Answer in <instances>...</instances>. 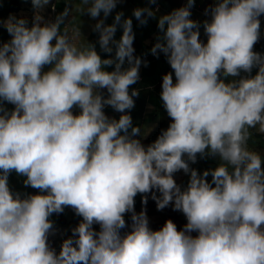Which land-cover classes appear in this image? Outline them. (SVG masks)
<instances>
[{
    "label": "clouds",
    "instance_id": "obj_1",
    "mask_svg": "<svg viewBox=\"0 0 264 264\" xmlns=\"http://www.w3.org/2000/svg\"><path fill=\"white\" fill-rule=\"evenodd\" d=\"M25 2L31 21L0 19L10 37L0 41V264H264V156L249 146L250 129L264 134V52L254 50L264 0H213L202 22L190 18L195 0L160 16L132 10L140 26L157 21L150 54L172 70L160 92L170 123L147 145L130 111L148 62L134 55L133 19L117 11L125 0L74 6L94 21L95 42L61 30L74 8L46 19L52 0ZM198 157L218 163L201 172L190 166ZM12 172L38 194L13 193ZM149 194L157 210L183 213L182 230L150 228ZM66 207L81 220L57 252L50 217Z\"/></svg>",
    "mask_w": 264,
    "mask_h": 264
},
{
    "label": "crops",
    "instance_id": "obj_2",
    "mask_svg": "<svg viewBox=\"0 0 264 264\" xmlns=\"http://www.w3.org/2000/svg\"><path fill=\"white\" fill-rule=\"evenodd\" d=\"M22 1V0H19ZM30 2V0H28ZM10 2L17 3V0H0V19H7L10 14L17 17H26L29 21L32 18V6L30 3H21L22 6H14ZM79 0H52V4L55 5V11L50 10V6L45 10L46 19H54L55 16L61 13L65 7L73 9ZM186 0H157L155 5H150L147 0H125L123 4L117 6V11H123L125 17H131L133 19V31L135 33L134 45L135 53L134 55L141 56L143 53H147L148 65L147 67L141 65L140 68V80L131 86V88L139 89V96L134 98L135 107L130 111L132 116L133 126L140 127L142 143L145 145L153 142L157 136L160 134L162 129H166L170 123V118L162 105V100L160 98L162 77L164 74L172 71L168 63L166 62L163 54H160L159 58H156L150 54V49L155 43V36L158 33L157 21L154 19H149L146 26H140L138 22L132 17V10L137 7H152L159 8L157 16L170 13L173 9L184 6ZM213 4V0H195L194 7L191 9V19L198 22H202L208 19L205 15V9L209 8ZM114 15V14H113ZM112 17L110 16L106 23H111ZM94 23L91 21L87 15H80L75 8L70 11L69 16L66 18L65 24L61 25V30L67 27L69 34L72 35V29L74 27H79L82 33L80 40H87L89 42H95L97 40V34L91 31L90 25ZM261 32L262 37L260 41L254 46V50L257 52H264V16L261 17ZM122 34L121 30L118 29L116 33V38L119 39ZM10 39L8 33L3 28H0V41L6 42ZM201 39L206 40L203 35V29L201 28ZM98 53L102 58H109V54L103 53L99 49V45H96ZM114 55V53L112 54ZM126 66V65H125ZM111 70V69H108ZM254 74V73H253ZM130 88V91H131ZM8 108H12V105H7ZM106 114L110 117H119V113L113 112L112 109L106 108ZM255 134L253 137L254 144L258 143L261 146L263 141L262 135L256 133L255 130L252 131ZM218 160H212V158L200 159L195 164H191L192 168L199 171H203L208 168L216 167ZM205 166V167H204ZM177 184L182 187L187 185L189 177L185 175L182 171L178 172L174 176ZM25 177L18 176L15 172H12L9 176V187L13 193L19 192L23 197L26 194H38L39 190L33 189L30 186L25 187L24 181ZM211 179L210 177L208 178ZM144 207L141 203V195L135 197V211L139 213ZM146 212L149 219V226L153 230H159L167 220H172L176 226L177 230H182L184 225L187 223L186 217L182 212L173 211L172 206H168L163 210H157L155 202L151 199V194H149L148 203L146 205ZM127 215V214H126ZM125 215V216H126ZM50 219L54 222V228L57 230L55 235L49 237V243L51 247L55 248L57 252L60 250V245L62 239L71 236V228L75 227L79 221L80 217L76 216L74 211L70 207H66L62 214H53ZM128 224L131 223L130 217L126 220ZM98 230L99 226H95ZM130 229H124L123 231H129ZM193 236L197 233L193 232Z\"/></svg>",
    "mask_w": 264,
    "mask_h": 264
},
{
    "label": "rangeland",
    "instance_id": "obj_3",
    "mask_svg": "<svg viewBox=\"0 0 264 264\" xmlns=\"http://www.w3.org/2000/svg\"><path fill=\"white\" fill-rule=\"evenodd\" d=\"M31 6V4L29 5ZM9 17V16H8ZM31 21V20H30ZM253 130L250 129V132H252ZM262 135V139L263 141L261 142V146H258V143H255L253 142V140H249V146L251 148H253L254 150L258 151L261 153L262 156H264V134H261ZM255 136L254 133H252V136L250 139H253V137ZM212 160H215L214 158H212ZM205 167V166H204Z\"/></svg>",
    "mask_w": 264,
    "mask_h": 264
},
{
    "label": "trees",
    "instance_id": "obj_4",
    "mask_svg": "<svg viewBox=\"0 0 264 264\" xmlns=\"http://www.w3.org/2000/svg\"><path fill=\"white\" fill-rule=\"evenodd\" d=\"M25 3V0H22V1H19V0H17V3H14V2H10V4H12V5H14V6H22V4L21 3ZM130 217V214H127L126 216H125V220H127L128 218Z\"/></svg>",
    "mask_w": 264,
    "mask_h": 264
},
{
    "label": "built area",
    "instance_id": "obj_5",
    "mask_svg": "<svg viewBox=\"0 0 264 264\" xmlns=\"http://www.w3.org/2000/svg\"><path fill=\"white\" fill-rule=\"evenodd\" d=\"M147 57V53L142 54V59H145Z\"/></svg>",
    "mask_w": 264,
    "mask_h": 264
}]
</instances>
